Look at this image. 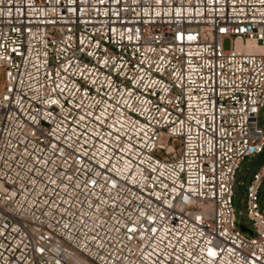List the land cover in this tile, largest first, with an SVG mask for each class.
Returning <instances> with one entry per match:
<instances>
[{
  "label": "built area",
  "instance_id": "obj_1",
  "mask_svg": "<svg viewBox=\"0 0 264 264\" xmlns=\"http://www.w3.org/2000/svg\"><path fill=\"white\" fill-rule=\"evenodd\" d=\"M0 70V264H264V0H0Z\"/></svg>",
  "mask_w": 264,
  "mask_h": 264
},
{
  "label": "rangeland",
  "instance_id": "obj_2",
  "mask_svg": "<svg viewBox=\"0 0 264 264\" xmlns=\"http://www.w3.org/2000/svg\"><path fill=\"white\" fill-rule=\"evenodd\" d=\"M224 48H229V41L224 42ZM3 72L0 70V84L3 82ZM258 126L264 131V109H262L258 115ZM172 146L175 151L180 150V143L178 140L172 142ZM159 157L163 158V154L160 153ZM264 166V150L262 154L249 156L241 163L239 170L235 178V188L233 196V206L235 209L238 224L243 225L247 230L251 231V223L245 216V199H246V187L251 179L252 175ZM242 183V184H241ZM259 205L260 208H264V182L259 192ZM249 234V233H248Z\"/></svg>",
  "mask_w": 264,
  "mask_h": 264
},
{
  "label": "water",
  "instance_id": "obj_3",
  "mask_svg": "<svg viewBox=\"0 0 264 264\" xmlns=\"http://www.w3.org/2000/svg\"><path fill=\"white\" fill-rule=\"evenodd\" d=\"M240 230H241V231H243V232L250 233V231H249V230H247L246 228H244V227H242V226H240Z\"/></svg>",
  "mask_w": 264,
  "mask_h": 264
}]
</instances>
